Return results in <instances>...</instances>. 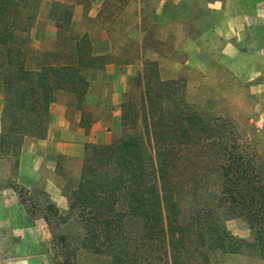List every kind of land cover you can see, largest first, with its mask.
I'll use <instances>...</instances> for the list:
<instances>
[{"label": "trees", "instance_id": "obj_1", "mask_svg": "<svg viewBox=\"0 0 264 264\" xmlns=\"http://www.w3.org/2000/svg\"><path fill=\"white\" fill-rule=\"evenodd\" d=\"M48 1L58 45L33 57L29 33L39 0H0V92L6 125L1 140L17 131L44 139L55 96L65 92L81 104L88 73L111 62L95 54L86 35L72 38L71 7ZM172 87L160 78L158 63L145 60L121 95L122 135L86 146L66 212L47 204L45 213L72 218L82 230L81 243L73 247L66 234L54 233L49 215L43 216L60 253L54 256L56 264H77L78 249L105 256L111 264H174V259L184 264L191 248L190 264H208L199 255L202 247H215L221 254L248 247L264 264V163L231 120L204 122L185 105L181 109L179 101L171 108L177 96ZM232 219L248 226L250 243L225 229ZM65 248L70 256L61 255ZM60 255L64 261L57 263Z\"/></svg>", "mask_w": 264, "mask_h": 264}, {"label": "rangeland", "instance_id": "obj_2", "mask_svg": "<svg viewBox=\"0 0 264 264\" xmlns=\"http://www.w3.org/2000/svg\"><path fill=\"white\" fill-rule=\"evenodd\" d=\"M55 1L71 7L72 38L86 35L95 54L106 55L111 61L106 70L88 73L86 95L103 91L101 106H95L86 97L79 104L62 92L55 98L57 105L74 102L81 113L65 114L70 119H79L74 125L76 140L85 141L91 129L106 131L108 143L122 135L121 95L129 91L132 79L142 71L145 60L156 61L160 78L173 83V93L177 96L173 97L171 108L173 102L179 101L181 109L187 106L183 109L195 111L204 122L207 119L224 124L231 120L253 142L264 139L260 137L264 131V81L260 83L261 77L255 74L264 68V32L260 33L264 16L245 19L241 14L250 3L256 5L251 7L252 13L261 10L264 15V5H259V0H226L224 11L215 0H129L123 4L122 0ZM254 2L258 3L253 5ZM49 7L48 0H39L38 17L29 33L33 57L53 51L58 45L57 29L48 17ZM140 91L135 89L137 101ZM2 102L4 106L3 96ZM0 122L4 130L0 135V264H56L54 256L59 251L53 248L52 232L43 216L49 215L54 233L66 234L73 247L81 243L77 239L82 230L72 218L65 220L64 216L60 219L45 213L48 203L61 213L66 212L67 205L65 209L57 207L42 190V183L37 188L25 186L26 175L20 174L22 151L27 146L38 151L40 146L27 140L29 137L20 136L18 131L10 134L9 140H1L6 125L3 118ZM85 148L76 146L67 149L69 154H59L54 147L47 146L50 159L47 165L53 168L42 164L40 174L44 183L60 187L67 198L77 185ZM241 227L243 232L245 225H237L235 229ZM243 240L250 243L251 233ZM65 249L61 255L70 256ZM192 251L191 248L184 264H190ZM199 255H205L208 264H263L258 254L248 247L238 254H221L215 247H202ZM27 256H32L29 263ZM76 260L77 264H111L105 256L83 249L77 250ZM62 261L63 257L57 263ZM153 264L160 263L155 260ZM199 264L207 263L200 260Z\"/></svg>", "mask_w": 264, "mask_h": 264}, {"label": "crops", "instance_id": "obj_3", "mask_svg": "<svg viewBox=\"0 0 264 264\" xmlns=\"http://www.w3.org/2000/svg\"><path fill=\"white\" fill-rule=\"evenodd\" d=\"M219 1L222 5L223 11L226 10L227 5L225 4L226 0H215V2ZM258 2H254L253 5L257 4ZM262 4L264 5V0H259V5ZM248 6V5H247ZM256 6V5H255ZM252 4L247 8V10L243 9L244 11L241 12L243 17L246 18H263L264 15H262V11L260 10L258 13L257 11H254L252 13L251 7ZM221 9V11H222ZM222 13V12H221ZM215 14H219V11H215ZM261 16V17H260ZM264 25H260V33L263 34ZM251 33V31H249ZM107 69V68H106ZM104 69V70H106ZM263 69L261 68L260 71H255V74H257V77H261V82L264 81V73ZM256 77V78H257ZM116 90V87L113 88ZM65 93V92H62ZM103 91H101L98 95H86V99H90L95 106L98 104V106H101L102 104V96ZM67 94L69 97L72 96L68 93ZM57 96V95H56ZM55 96V98H56ZM72 98H74L72 96ZM55 101V99H54ZM54 101L50 104L49 106V124H48V130H47V135L44 139H36V138H27L32 144L36 143L39 147L38 151L34 147H28L26 150L23 149L22 154H21V163H20V174L23 176L24 174L26 175L25 180V186L27 188H37L40 184L42 183V190L47 193L50 197V199L56 204L57 207L61 209H65L66 205V211L68 209V200L66 198V194L62 192V189L58 186H51L49 183L46 182L44 183V179H41V174H40V168L42 164L45 166L47 163H50V159L47 156L46 153V147H54L55 151L59 154H69L67 149L73 148L76 146H87V145H100V144H106L108 143L107 141V133L106 131H103L102 129L99 130V132H95L94 129H91L86 136V140H76V128H75V123L79 122V119L77 120L76 117H70L66 116L65 114L68 112H79L77 111V106L74 104V102H66L61 105L54 104ZM76 103V102H75ZM2 110H3V102H2V96L0 94V120L2 118ZM80 113V112H79ZM81 114V113H80ZM76 116V115H75ZM94 123L96 124V119H94ZM56 126L54 127V125ZM74 126V127H73ZM107 129V127H106ZM3 129L1 127V122H0V135L3 133ZM62 133H65V135H62ZM245 137L247 139V142L251 145L253 152L255 153L256 157L264 163V156L262 154L263 152V146H264V139H260V142H253L248 135L245 133ZM260 137L264 138V131L260 132ZM30 145V144H29ZM44 149H42L41 147ZM49 168H53V166H50L49 164L47 165ZM47 167V168H48ZM53 172V171H52ZM41 179V182H39ZM29 181V182H28ZM31 182V185L29 184ZM44 183V184H43ZM52 187V188H51ZM67 202V204H66ZM240 220V219H239ZM241 221V220H240ZM238 220L232 219L228 220L224 223L225 229L227 231H230L233 236H238L239 238L246 239L249 237V228L248 226L242 221L240 222ZM246 226L244 228V231L242 232V227L240 230L235 229L237 225L240 226ZM248 228V229H247ZM30 258L32 256H27V262H30Z\"/></svg>", "mask_w": 264, "mask_h": 264}]
</instances>
